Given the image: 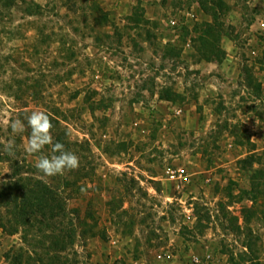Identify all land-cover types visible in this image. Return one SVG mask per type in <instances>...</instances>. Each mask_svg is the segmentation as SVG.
<instances>
[{
  "label": "rangeland",
  "instance_id": "rangeland-1",
  "mask_svg": "<svg viewBox=\"0 0 264 264\" xmlns=\"http://www.w3.org/2000/svg\"><path fill=\"white\" fill-rule=\"evenodd\" d=\"M57 142L79 166L44 176ZM24 178L61 209L0 199V264H264V0H0V190Z\"/></svg>",
  "mask_w": 264,
  "mask_h": 264
},
{
  "label": "trees",
  "instance_id": "trees-1",
  "mask_svg": "<svg viewBox=\"0 0 264 264\" xmlns=\"http://www.w3.org/2000/svg\"><path fill=\"white\" fill-rule=\"evenodd\" d=\"M202 39V38H201ZM203 38L201 41H204ZM225 52L223 50L217 51L216 58L221 60ZM212 55L210 52L201 54V58L210 60L209 56ZM24 183L19 184L16 190L12 185L8 187H3L0 190V199L6 203L10 204L14 215L18 218L21 225H34L31 221L36 218V216L41 215L46 218L48 215L49 219H52L55 215L54 211L59 213L61 207L56 203L55 194L53 190L47 185L43 184L40 180L31 181L30 178H24ZM32 222V224H31Z\"/></svg>",
  "mask_w": 264,
  "mask_h": 264
},
{
  "label": "clouds",
  "instance_id": "clouds-1",
  "mask_svg": "<svg viewBox=\"0 0 264 264\" xmlns=\"http://www.w3.org/2000/svg\"><path fill=\"white\" fill-rule=\"evenodd\" d=\"M28 126L31 128V138L29 140L26 151L28 153L40 152L45 145L52 144L50 130L52 128L51 121L47 114L43 112H33L27 117ZM13 133L24 130V125L19 121L11 123ZM12 145L6 146V150L10 152ZM53 155L41 156L35 163L36 169L44 176H53L63 174L65 169L74 170L79 166V159L76 154L66 151L64 145L55 143L53 145ZM56 153H59L58 155ZM11 154V152H10Z\"/></svg>",
  "mask_w": 264,
  "mask_h": 264
},
{
  "label": "built area",
  "instance_id": "built-area-1",
  "mask_svg": "<svg viewBox=\"0 0 264 264\" xmlns=\"http://www.w3.org/2000/svg\"><path fill=\"white\" fill-rule=\"evenodd\" d=\"M197 17V12L193 8L188 10H178L166 17L165 26L172 32L174 36L173 40H176L179 37V30L183 27H191V25L197 21ZM185 46H190L189 40L186 42ZM250 53L255 55L257 53V49L251 48Z\"/></svg>",
  "mask_w": 264,
  "mask_h": 264
},
{
  "label": "crops",
  "instance_id": "crops-1",
  "mask_svg": "<svg viewBox=\"0 0 264 264\" xmlns=\"http://www.w3.org/2000/svg\"><path fill=\"white\" fill-rule=\"evenodd\" d=\"M192 252V254H193V257H194V259H197V260H195L196 262H198L199 261V259H198V254L196 253V252H194V251H191ZM208 255V254H207Z\"/></svg>",
  "mask_w": 264,
  "mask_h": 264
}]
</instances>
